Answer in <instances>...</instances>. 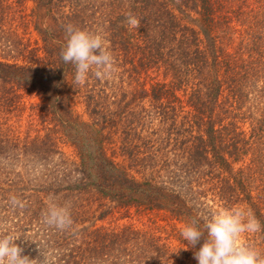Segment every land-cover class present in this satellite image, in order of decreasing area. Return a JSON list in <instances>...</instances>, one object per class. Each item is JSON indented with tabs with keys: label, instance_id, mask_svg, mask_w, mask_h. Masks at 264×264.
<instances>
[{
	"label": "trees",
	"instance_id": "obj_1",
	"mask_svg": "<svg viewBox=\"0 0 264 264\" xmlns=\"http://www.w3.org/2000/svg\"><path fill=\"white\" fill-rule=\"evenodd\" d=\"M46 1L41 15L59 27L42 47L21 39L0 44V107L40 98L42 123L59 129L77 153L66 156L52 135L5 139L0 127V180L42 189L26 213L44 230L22 255L47 264H198L194 252L206 232L184 250L183 226L198 219L204 230L214 214L233 208L260 222V231L241 239L264 254V0H112L99 17L86 9L55 12L54 0ZM171 1L200 29L185 24ZM13 6L0 0L4 16ZM129 13L138 28L128 25ZM68 25L106 37L116 61L110 77H96L93 68L76 82L75 66L61 59ZM75 97L84 99L89 120L73 110ZM104 200L112 216H162L170 235L158 234L164 226L152 221L148 230L77 232L90 211L110 216ZM53 203L69 207L72 222L63 229L45 222Z\"/></svg>",
	"mask_w": 264,
	"mask_h": 264
},
{
	"label": "rangeland",
	"instance_id": "obj_2",
	"mask_svg": "<svg viewBox=\"0 0 264 264\" xmlns=\"http://www.w3.org/2000/svg\"><path fill=\"white\" fill-rule=\"evenodd\" d=\"M16 1L19 3L16 4ZM11 2L12 5L15 3L16 7L13 6L12 8L6 9L5 16L4 13L2 14L0 12V28H2L1 30L3 32L0 33V44L14 45L22 40L24 43L30 44L32 48L42 47L44 44L43 39L50 32L51 28L56 30L59 27V24L52 21L50 17H43L41 15V13L46 11L44 9L47 1L39 0V4H36L34 0H11ZM171 7L182 18L185 24L200 29V22L195 16L185 14L173 1H171ZM53 9L56 10L55 12L65 11L67 13L86 9V11L92 14L95 13V17H99L100 12H106L112 9V0H54ZM110 14L112 16V12ZM101 18H103L102 23H104V17L102 15ZM95 32L99 31L94 28L93 33ZM108 47H110L109 44ZM38 54L43 57L42 51H39ZM127 84L122 87V91L129 90L132 82H128ZM141 84L143 83L141 82ZM2 87L3 85L0 83V90ZM77 98L75 97L73 100V110L82 120H89L84 99ZM117 98H121V95L118 94ZM24 103L18 109L15 106L9 107V105H1L0 127L3 137L5 139H11L12 141H24L26 139L31 141L35 138H47V136L52 135L57 139L59 150L69 158L75 159L76 149L71 143L65 140L61 131L59 129H53L49 124L42 123L40 113L36 111V106L41 103V99L37 97H26ZM107 106L111 114L112 111L117 110V107L112 105V92ZM110 117L112 119V116ZM108 149L109 153L112 154V145H108ZM3 180L4 182L0 180V237L5 234L20 235L16 243L23 248V252H26L28 249L34 248L28 242H33V238L42 235V230H44V224L42 222H38L37 224L34 217L32 218L26 213L27 210L31 209L38 202V192L42 189L22 184L15 177H12L11 180L3 177ZM13 196L18 198L23 205L22 207L12 204L11 197ZM103 203L104 209L111 212L110 216L107 212L100 214V212L90 211L88 212L89 221L85 226H79L77 232L80 233L84 230H89L94 228V226L107 230H120L123 227L133 225L135 229L148 230L151 225L150 222L152 221L156 228H158V225L164 226L163 229H157L158 234L163 235L165 238L170 235V233L165 232L166 224L162 216L158 217L157 215H153L154 218L151 217V219L147 216L139 217L135 214L131 218H122L120 214L112 216V202L104 200ZM102 216H105L104 220L97 221ZM167 230L171 229L167 226ZM154 231L156 232V229ZM172 241L174 242V238H172ZM175 244L177 245L178 243L175 242Z\"/></svg>",
	"mask_w": 264,
	"mask_h": 264
},
{
	"label": "clouds",
	"instance_id": "obj_3",
	"mask_svg": "<svg viewBox=\"0 0 264 264\" xmlns=\"http://www.w3.org/2000/svg\"><path fill=\"white\" fill-rule=\"evenodd\" d=\"M127 23L132 28H138L140 21L131 13ZM66 47L61 51V59L65 64L75 66V80L83 83L89 72L95 68V76L101 79L110 77L116 71L115 57L108 48L106 37L100 32H90L68 25ZM12 204L23 206L17 197H11ZM45 222L58 228L71 224L69 207L51 204L45 216ZM200 228V221L193 219L186 223L181 236L188 246L195 248L202 237L204 242L194 258L198 264H264V254L256 247L242 241L244 233H255L261 230L260 222L251 213L241 208L226 209L214 214ZM20 235L5 234L0 237V264H47L46 258H30L22 255L16 241Z\"/></svg>",
	"mask_w": 264,
	"mask_h": 264
}]
</instances>
